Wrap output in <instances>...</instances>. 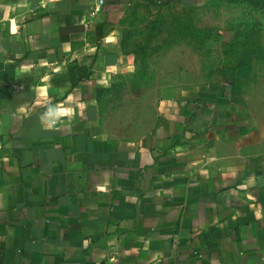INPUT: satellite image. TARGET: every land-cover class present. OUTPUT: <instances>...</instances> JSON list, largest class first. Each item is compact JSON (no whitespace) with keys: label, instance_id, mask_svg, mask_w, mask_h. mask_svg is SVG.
I'll return each mask as SVG.
<instances>
[{"label":"crops","instance_id":"obj_1","mask_svg":"<svg viewBox=\"0 0 264 264\" xmlns=\"http://www.w3.org/2000/svg\"><path fill=\"white\" fill-rule=\"evenodd\" d=\"M198 0H0V264H264V148L219 84L116 135L119 21Z\"/></svg>","mask_w":264,"mask_h":264},{"label":"rangeland","instance_id":"obj_2","mask_svg":"<svg viewBox=\"0 0 264 264\" xmlns=\"http://www.w3.org/2000/svg\"><path fill=\"white\" fill-rule=\"evenodd\" d=\"M118 32L133 67L102 91L101 119L114 134L143 133L175 89L219 84L264 148V0H198L153 12L134 5Z\"/></svg>","mask_w":264,"mask_h":264},{"label":"trees","instance_id":"obj_3","mask_svg":"<svg viewBox=\"0 0 264 264\" xmlns=\"http://www.w3.org/2000/svg\"><path fill=\"white\" fill-rule=\"evenodd\" d=\"M240 65H241V63H238L237 65H236V68H235V70H234V77H235V80H239L240 79V75H239V72H240Z\"/></svg>","mask_w":264,"mask_h":264}]
</instances>
